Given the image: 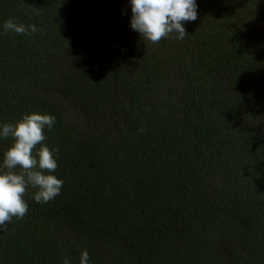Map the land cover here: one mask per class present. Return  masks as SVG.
Returning <instances> with one entry per match:
<instances>
[{"label":"trees","instance_id":"16d2710c","mask_svg":"<svg viewBox=\"0 0 264 264\" xmlns=\"http://www.w3.org/2000/svg\"><path fill=\"white\" fill-rule=\"evenodd\" d=\"M196 3L197 20L184 23L196 55L181 70V114L147 96L151 78L144 73L152 63L143 55L133 77L112 70L122 92L114 103L120 121L87 134L38 86L51 55L93 33L78 9L102 15V0H0V126L32 112L54 116L42 143L54 150L52 174L63 181L47 203L36 202L37 189L28 187L25 217L0 231V264H79L99 240L124 244L145 264L183 229L192 193L213 162L220 176L211 184L210 209L233 229L231 264H264V50L250 45L244 30L264 23V0ZM235 17L241 26L233 27ZM8 19L37 31L5 32ZM13 142L0 137V166ZM61 225L73 237L57 233Z\"/></svg>","mask_w":264,"mask_h":264},{"label":"rangeland","instance_id":"374dc122","mask_svg":"<svg viewBox=\"0 0 264 264\" xmlns=\"http://www.w3.org/2000/svg\"><path fill=\"white\" fill-rule=\"evenodd\" d=\"M102 5V15L87 7L78 9L94 31L74 42L69 50L49 57L46 76L38 90L87 134L110 131L120 121L114 103L122 96L112 70L133 77L144 55L152 63L144 73L151 78L147 81V96L165 103L166 113L181 114L180 95L185 87L181 70L195 57V46L185 37L178 40L175 33L158 43L141 37L131 28L128 0H102ZM241 24L238 17L233 19V27ZM244 30L250 45L264 50V23H248ZM98 83L105 88L95 87ZM219 170V162L209 165L203 183L192 193L191 213L183 229L160 254L148 256L145 264H231L229 251L236 247L233 229L221 216L212 215L210 209L211 184L219 179ZM64 227L61 225L57 233L73 237V231ZM84 250L98 264H144L122 243L99 240Z\"/></svg>","mask_w":264,"mask_h":264},{"label":"clouds","instance_id":"9594fccd","mask_svg":"<svg viewBox=\"0 0 264 264\" xmlns=\"http://www.w3.org/2000/svg\"><path fill=\"white\" fill-rule=\"evenodd\" d=\"M196 0H131V28L152 43L175 33L182 40L188 33L184 23L197 20ZM4 31L28 34L37 31L35 25L26 27L8 19ZM55 117L50 114L32 112L24 114L15 123L0 126V137L13 138L5 151L0 166V231H7L13 217L23 219L28 211L24 197L29 186L37 189L33 199L47 203L61 192L63 181L54 174L57 161L54 150L46 144L44 129H51ZM39 145L36 154L33 150ZM19 169V170H18ZM89 253L83 250L79 264H89ZM63 264H69L67 258Z\"/></svg>","mask_w":264,"mask_h":264}]
</instances>
